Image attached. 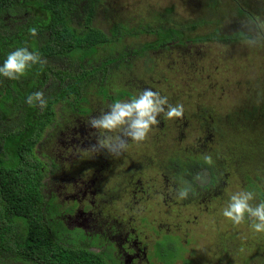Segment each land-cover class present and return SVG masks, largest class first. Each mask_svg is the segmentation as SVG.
I'll return each instance as SVG.
<instances>
[{
    "label": "rangeland",
    "instance_id": "1",
    "mask_svg": "<svg viewBox=\"0 0 264 264\" xmlns=\"http://www.w3.org/2000/svg\"><path fill=\"white\" fill-rule=\"evenodd\" d=\"M249 21L264 23V0H102L95 27L109 36L120 29L122 37L99 49L96 64L154 41L153 34L140 32L144 27L175 28L186 38L111 70L103 86L115 99L123 90L135 96L151 88L173 105L182 103L185 113L173 120L161 115L146 141H130L114 158L107 150L77 152L97 141L99 133L88 120L114 102L103 97L100 83L83 92L89 115L76 116L63 101L58 104L55 121L35 150L51 166L45 193L62 204L67 228L114 239L122 222L125 233L137 235L151 264H264V233H255L247 222L234 226L222 215L236 191L254 190L257 202L264 192V44L195 42L216 29L240 32V24ZM174 154L199 160L210 154L214 164L206 166L216 181L209 183L212 174L204 168L194 178L195 194L177 199L175 190L183 185L170 167ZM145 258L139 264H147Z\"/></svg>",
    "mask_w": 264,
    "mask_h": 264
},
{
    "label": "trees",
    "instance_id": "2",
    "mask_svg": "<svg viewBox=\"0 0 264 264\" xmlns=\"http://www.w3.org/2000/svg\"><path fill=\"white\" fill-rule=\"evenodd\" d=\"M101 3L102 0H0V65L10 52L23 46L38 51L47 60L42 70L36 65L20 80L0 76V261L115 264L110 262L111 248L101 253L90 251L87 237L64 224L62 204L55 196H48L44 189V178L51 166L46 167L35 148L53 125L55 108L62 101L74 115H89L90 108L83 92L94 81L100 83L104 98L116 101L132 96L124 90L119 92L117 99L109 94L103 84L111 70L128 65L132 58H143L150 52L182 44L186 38L175 28L144 27L140 32L153 34L154 41L137 49L111 54L96 64L93 57L99 49L122 37L120 29L109 36L95 27ZM10 21L12 26L7 25ZM33 27L38 31L36 37L29 33ZM195 39L196 43L209 44L243 41L240 32L227 35L219 29ZM52 76L54 80L48 95L45 90ZM36 91H43L48 100L43 110L26 103L27 95ZM169 161L174 179L181 185L187 180L196 189L194 178L204 168L212 174L209 183L216 181L213 170L192 154H174ZM248 180L251 182L250 178ZM260 197L264 200V192ZM74 231L78 234L74 235Z\"/></svg>",
    "mask_w": 264,
    "mask_h": 264
},
{
    "label": "clouds",
    "instance_id": "3",
    "mask_svg": "<svg viewBox=\"0 0 264 264\" xmlns=\"http://www.w3.org/2000/svg\"><path fill=\"white\" fill-rule=\"evenodd\" d=\"M240 25L239 31L247 47L254 48L264 44V23L249 21ZM29 33L32 37L38 35L35 27L30 28ZM46 64L47 60L38 51H30L27 46L19 47L10 52L0 65V76L9 80H20L34 66L39 65L42 70ZM26 103L43 110L47 107L48 100L43 91H36L27 95ZM107 109L88 120V124L96 129L99 135L96 143L88 149H77L80 154L94 155L101 150H107L112 157L120 158L127 151L130 141L142 143L149 138L153 128L160 124L161 115L173 120L183 119L185 113L182 103L173 105L169 103L167 96H162L151 88H145L130 99H118L109 104ZM203 160L207 165L214 164L210 154H205ZM175 191L179 200H186L190 194H195V189L187 180ZM222 215L234 226L247 222L255 233H264V200L257 202V193L254 190H239L233 193L222 209Z\"/></svg>",
    "mask_w": 264,
    "mask_h": 264
},
{
    "label": "flooded vegetation",
    "instance_id": "4",
    "mask_svg": "<svg viewBox=\"0 0 264 264\" xmlns=\"http://www.w3.org/2000/svg\"><path fill=\"white\" fill-rule=\"evenodd\" d=\"M28 15L29 14H26V16ZM116 228L119 229L120 233L115 234L116 235L114 238L115 240L109 239L103 233L102 234L95 233L94 235L90 236V234H88V232L85 231L84 229L78 228V230L82 232V235L87 237V240H89L88 242H90L91 244L89 248L90 251L95 252V253H101V251L103 250L106 251L109 248H111L113 251V256L110 259L111 263L114 261L115 264H139L141 260L145 258V254L143 250H141L140 243L137 240L138 239L137 235L134 233L132 234L125 233L122 222H121V227L118 226ZM116 228H111L110 230L116 229ZM124 233H125V236H124ZM103 236H105L106 238ZM115 243L118 245H116ZM123 255L127 257L126 261H123L121 259ZM150 262L152 261H150V259L147 258L146 263L151 264ZM16 263H22V262H16ZM22 264H26V263H22Z\"/></svg>",
    "mask_w": 264,
    "mask_h": 264
}]
</instances>
